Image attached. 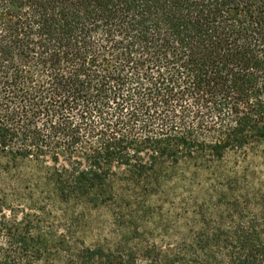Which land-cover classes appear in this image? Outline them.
<instances>
[{
  "label": "trees",
  "instance_id": "16d2710c",
  "mask_svg": "<svg viewBox=\"0 0 264 264\" xmlns=\"http://www.w3.org/2000/svg\"><path fill=\"white\" fill-rule=\"evenodd\" d=\"M0 157V264H264V0H0Z\"/></svg>",
  "mask_w": 264,
  "mask_h": 264
},
{
  "label": "rangeland",
  "instance_id": "374dc122",
  "mask_svg": "<svg viewBox=\"0 0 264 264\" xmlns=\"http://www.w3.org/2000/svg\"><path fill=\"white\" fill-rule=\"evenodd\" d=\"M7 160L0 157V194L4 195V192L17 191L22 194L30 192V190L39 185H19L17 183V175L13 173H4L1 172L2 165H6ZM257 173H250L248 176V181L251 184L246 185H264V166H259L256 170ZM21 184V183H20ZM195 187H210V185H219L218 182L212 179L210 174H204L201 178L196 179L193 184ZM168 188L170 191H173V196L167 198V201H180L184 197L186 190L190 188V185H163ZM31 188V189H30ZM183 193V194H182ZM182 194V195H181ZM97 219L96 228H93L94 231L98 230L99 226L107 227L110 224L109 216L106 212L97 213L95 215Z\"/></svg>",
  "mask_w": 264,
  "mask_h": 264
}]
</instances>
